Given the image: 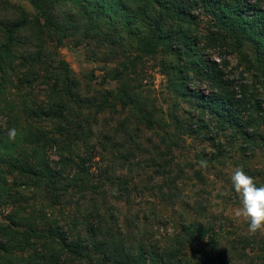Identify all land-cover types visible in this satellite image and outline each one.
Returning <instances> with one entry per match:
<instances>
[{
  "label": "trees",
  "instance_id": "obj_1",
  "mask_svg": "<svg viewBox=\"0 0 264 264\" xmlns=\"http://www.w3.org/2000/svg\"><path fill=\"white\" fill-rule=\"evenodd\" d=\"M0 1L17 15L0 21V212L5 220L0 222V264H264L263 242L258 247L237 240L226 247L209 218H199L201 205L172 237H133V228L122 229L107 202L109 196L130 198L129 190L137 189L130 187L134 180L106 168L98 185L90 181L98 162L96 145L119 158L113 170L131 168V173L151 166L160 176L170 171L159 158L133 164L135 147L123 145L124 138H137L125 126L132 119L149 130L162 129L164 142L175 147L184 142L179 130L209 142L218 149L211 156L203 153L209 160L225 157L219 153L224 144L244 157L264 149V0H81L73 7L71 29L54 10L58 3L78 0H28L31 15ZM70 32L99 46L122 48L126 38L136 41L138 62L164 49L176 60L163 70L166 88L177 99L175 106L182 101L192 108L186 121L148 110L139 87L121 83L115 91L97 90L98 97L82 93L74 72L46 47ZM225 53L240 55L245 65L233 67ZM117 112L130 115L119 123L121 131L99 119ZM99 120V140L92 143V126ZM13 127L15 142L8 138ZM106 184H117L119 195L106 194ZM67 205L75 211L64 209L60 220L50 213Z\"/></svg>",
  "mask_w": 264,
  "mask_h": 264
},
{
  "label": "rangeland",
  "instance_id": "obj_2",
  "mask_svg": "<svg viewBox=\"0 0 264 264\" xmlns=\"http://www.w3.org/2000/svg\"><path fill=\"white\" fill-rule=\"evenodd\" d=\"M8 1L11 5L25 11L27 15L34 13L28 0ZM80 1L78 0L79 5L76 2H67L66 4L58 3L55 6L54 11L62 19V22L68 20L69 29L73 28L72 14H76L73 7H80ZM13 16L17 17L16 13L14 14L3 7L0 1V21H6L13 18ZM202 28L203 25L201 24L199 29ZM79 31L82 35L83 29ZM197 32L199 31L195 30L196 34ZM54 40L53 43L49 41L46 43L48 51L57 52L58 58L63 60L69 69L74 72L81 88H83L82 93H90L98 97L97 90L115 91L121 83L131 87H139V92L142 94L148 110H156L158 117L171 114L186 121L187 113L192 108L182 101L179 106H175L178 101L166 88V72H163V70L166 69V65L175 63L176 60L174 57L166 55L164 49L159 55L143 57L138 62L136 58L139 55L136 50L137 43L134 41V45L127 38V42L122 48H120V44L117 46H99L95 40L82 41L79 34L72 32L66 39L55 36ZM59 41L62 42V45L57 44ZM55 46H57V51L54 49ZM18 48L24 50L26 47L20 45ZM210 53L207 51V55ZM244 53L250 54L249 50ZM216 55L212 53L211 58L220 62ZM225 55L233 67L240 63L244 64L240 55L231 54L230 56V53H225ZM134 64L135 67L132 69ZM234 73L238 75L240 69ZM115 74L117 76L121 75L122 80H115ZM244 77L250 79L251 75L247 74ZM117 109L120 111V108L117 107ZM126 117H130V115L117 112V116L107 113L99 119H103L102 123L106 120L111 127L117 125V129L121 131L119 123L124 122ZM100 120L98 124L92 126V143L99 140L97 133L102 129ZM127 124V129L131 135L137 137L135 141L134 139L125 140V138L123 140V145L126 148V145H133L136 149L135 153L137 155L135 154L133 164L159 158L161 161H166V167H169L170 171L166 175L160 176L155 174L154 168L151 166L145 169L143 166H140V168L135 167L136 171L134 170L131 173L128 170L131 168L126 171L113 170V166L118 165L119 158L115 160L111 154L102 151L100 146L96 145L97 158L94 161L98 162L93 168L94 176L90 179L91 183L98 185V180L102 179L100 170L107 168L109 173L115 172L116 177L124 175L125 178L134 180L130 183V187L133 188L134 184L137 185V189L129 190L131 196L128 199L121 196L119 200H116L109 196L107 206L111 207L110 211L112 213L120 217L119 226L122 229L127 232L128 229L124 225L129 226L133 228L129 230L133 233V237H146L151 241H156L155 236L162 233L172 237L179 232L185 221L195 218V207L201 205L204 207V213L199 218L206 215L209 221L214 224V227L222 232L220 234L222 237L219 239L220 241L225 240L226 245L228 242L236 244L237 240L238 242L248 240L257 244L258 247L262 245V242L264 243V233L250 234L248 223L243 218H238L235 215V211L241 207V203L231 182L234 169L242 167L246 174L254 178L257 186H264V149H255L253 156L244 157L237 147L234 149L230 148L231 145L224 144L225 149H220L221 152L219 153H223L225 157L209 160L203 157V153L211 156L217 153L218 149L213 148L207 141L203 142L200 139L186 136L183 130L181 132L179 130V134L180 139H183L184 142L179 140L178 145L175 147L171 142L167 144L164 142L162 129L149 130L148 127L138 124L133 119L127 121L125 126ZM169 125H171V121ZM173 129L172 123L168 131ZM201 161H206L207 167H202L200 165ZM138 169H140L139 172H137ZM142 174H146L147 178L138 176ZM133 175L134 177L131 178ZM111 190L117 191V195L120 193L117 184H114L112 188L106 184L104 187L106 194H110ZM29 195L32 197L31 194ZM97 199L100 201V196ZM64 209H66L65 211L69 209L75 211V208L67 205L66 207H58L50 213L53 212L60 220V215ZM9 210L10 208H8ZM0 222H5L4 214L1 212ZM62 225L65 226L66 224L62 223ZM135 225H137V229H135ZM237 249L242 250L240 246ZM246 253L249 255L251 251H246Z\"/></svg>",
  "mask_w": 264,
  "mask_h": 264
},
{
  "label": "clouds",
  "instance_id": "obj_3",
  "mask_svg": "<svg viewBox=\"0 0 264 264\" xmlns=\"http://www.w3.org/2000/svg\"><path fill=\"white\" fill-rule=\"evenodd\" d=\"M17 136L15 127L8 130L10 141L15 142ZM200 165L207 167V162L201 161ZM231 182L241 203L235 215L248 223L250 234L264 233V186H257L254 178L246 174L242 167L234 169Z\"/></svg>",
  "mask_w": 264,
  "mask_h": 264
}]
</instances>
